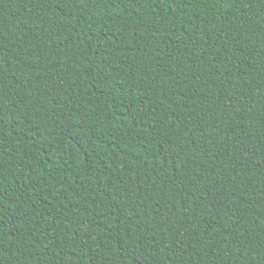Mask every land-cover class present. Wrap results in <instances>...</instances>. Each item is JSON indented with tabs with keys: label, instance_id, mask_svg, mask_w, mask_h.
I'll return each mask as SVG.
<instances>
[{
	"label": "trees",
	"instance_id": "trees-1",
	"mask_svg": "<svg viewBox=\"0 0 264 264\" xmlns=\"http://www.w3.org/2000/svg\"><path fill=\"white\" fill-rule=\"evenodd\" d=\"M0 264H264V0H0Z\"/></svg>",
	"mask_w": 264,
	"mask_h": 264
}]
</instances>
